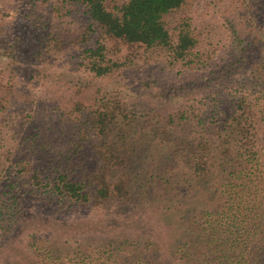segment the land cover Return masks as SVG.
<instances>
[{
    "label": "trees",
    "instance_id": "trees-1",
    "mask_svg": "<svg viewBox=\"0 0 264 264\" xmlns=\"http://www.w3.org/2000/svg\"><path fill=\"white\" fill-rule=\"evenodd\" d=\"M193 1L33 0L24 36L0 13V264H264V0H219L209 42ZM65 39L42 125L20 67ZM139 61L153 101L119 78Z\"/></svg>",
    "mask_w": 264,
    "mask_h": 264
},
{
    "label": "rangeland",
    "instance_id": "rangeland-1",
    "mask_svg": "<svg viewBox=\"0 0 264 264\" xmlns=\"http://www.w3.org/2000/svg\"><path fill=\"white\" fill-rule=\"evenodd\" d=\"M31 0H0V13H2L6 19H8L12 25L15 27L16 33L20 34L21 36H24L28 33L27 30L24 29L22 25V19L26 16V13L29 11V9L32 6ZM32 2V3H31ZM52 4H54V0H51ZM219 0H194L192 5L190 6V14L192 16L193 22L196 26L202 25V28L206 26L207 30H204L206 35L209 36V39L207 40H217L221 33H223V19L222 15L218 12L220 6ZM47 8V7H45ZM37 12L39 11L38 6L36 5ZM213 11V12H212ZM212 12V13H210ZM216 12V13H215ZM63 12H57L54 7L47 8L44 12H40V15L43 16V19L45 22H47L48 31L50 33L55 32H63L64 27H70L78 26L76 23L73 25L71 23L72 20H70L69 16H64L63 18H59L60 20H56L58 14H62ZM39 14V13H38ZM53 24V25H52ZM74 29V28H73ZM220 35V36H219ZM66 48L67 51L63 55L62 53H58L56 51H49L53 52L54 56L56 58H59V61L57 63L59 65L51 66V64L54 63V60H47L46 56L44 60L37 59L35 60L32 57H29L21 64L20 70H22L21 75L19 78L21 80H28V86H30L31 90L33 91L35 97H34V103L32 104V109L42 106L44 109L39 110V114L37 118L41 119L42 125L47 124L48 122L45 121V119H48V115L51 114V109H48V105L52 101V97L61 94L65 88L63 84L57 85L55 83V75L61 71L62 65H67V61L70 60L69 65L72 64L74 68L76 66L74 65L73 57H75V52L71 50V42L67 39H65ZM55 40H53V43L49 46V49L54 48ZM51 55V53L46 54ZM123 55H126V52H123ZM4 62L9 61V58L7 56H3ZM69 67V66H68ZM130 68L124 73V76H121L119 73H116L121 78V80H126L129 84L130 88L135 89L139 95H144L145 101L146 98L151 99L153 101L155 95L159 93L160 90L165 89L164 85L157 82V79L153 73H151L150 70L153 68H150L146 66L145 64H142L141 61L136 62L134 66L130 65ZM156 67V66H154ZM159 78H163L164 76H161ZM184 77L177 78L179 82H184ZM166 80V77H165ZM151 87V88H150ZM56 94V95H55ZM144 101L143 98L140 99V102ZM190 102V100L185 101ZM52 107V106H51ZM50 121V120H49ZM53 123V121H50ZM32 132V130H31ZM27 133H24L22 137H25ZM27 146L28 144L25 143ZM15 157V156H14ZM47 204V202H46ZM33 205V206H32ZM29 209L33 208L36 211H39L41 209V204L38 205V202H36L34 199L31 200V202L28 204ZM47 208V207H46ZM79 210V209H78ZM77 210V211H78ZM72 212L71 210H69ZM73 213V212H72ZM87 213V212H86ZM82 215H88L83 213ZM79 215V216H82ZM75 217V216H73ZM69 217V218H73Z\"/></svg>",
    "mask_w": 264,
    "mask_h": 264
}]
</instances>
